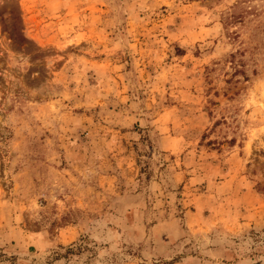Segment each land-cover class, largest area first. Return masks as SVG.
<instances>
[{
	"label": "rangeland",
	"instance_id": "rangeland-1",
	"mask_svg": "<svg viewBox=\"0 0 264 264\" xmlns=\"http://www.w3.org/2000/svg\"><path fill=\"white\" fill-rule=\"evenodd\" d=\"M0 264H264V0H0Z\"/></svg>",
	"mask_w": 264,
	"mask_h": 264
},
{
	"label": "crops",
	"instance_id": "crops-1",
	"mask_svg": "<svg viewBox=\"0 0 264 264\" xmlns=\"http://www.w3.org/2000/svg\"><path fill=\"white\" fill-rule=\"evenodd\" d=\"M77 227H78V226H75V228H76V231L78 232V230H77Z\"/></svg>",
	"mask_w": 264,
	"mask_h": 264
}]
</instances>
